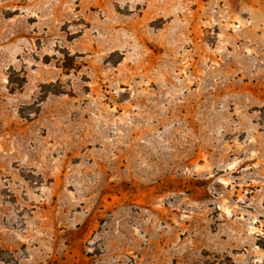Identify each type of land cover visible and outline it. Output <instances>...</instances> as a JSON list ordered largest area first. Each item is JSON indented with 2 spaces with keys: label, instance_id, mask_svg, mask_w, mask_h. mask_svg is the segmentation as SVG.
<instances>
[{
  "label": "rangeland",
  "instance_id": "374dc122",
  "mask_svg": "<svg viewBox=\"0 0 264 264\" xmlns=\"http://www.w3.org/2000/svg\"><path fill=\"white\" fill-rule=\"evenodd\" d=\"M0 264H264V0H0Z\"/></svg>",
  "mask_w": 264,
  "mask_h": 264
}]
</instances>
